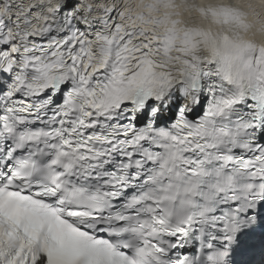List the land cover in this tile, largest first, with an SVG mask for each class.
<instances>
[{
	"label": "snow or ice",
	"instance_id": "snow-or-ice-1",
	"mask_svg": "<svg viewBox=\"0 0 264 264\" xmlns=\"http://www.w3.org/2000/svg\"><path fill=\"white\" fill-rule=\"evenodd\" d=\"M0 264H264V0H0Z\"/></svg>",
	"mask_w": 264,
	"mask_h": 264
}]
</instances>
